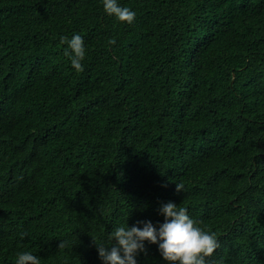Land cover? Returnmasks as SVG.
Masks as SVG:
<instances>
[{"label": "trees", "instance_id": "1", "mask_svg": "<svg viewBox=\"0 0 264 264\" xmlns=\"http://www.w3.org/2000/svg\"><path fill=\"white\" fill-rule=\"evenodd\" d=\"M119 3L132 24L0 0V264H102L93 238L169 200L216 234L210 264H264V0ZM137 264L168 262L146 244Z\"/></svg>", "mask_w": 264, "mask_h": 264}, {"label": "clouds", "instance_id": "2", "mask_svg": "<svg viewBox=\"0 0 264 264\" xmlns=\"http://www.w3.org/2000/svg\"><path fill=\"white\" fill-rule=\"evenodd\" d=\"M102 6L104 12L116 20L127 24L134 22L136 12L122 6L119 0H102ZM60 41L66 45L63 52L71 67L82 71L86 56L83 37L74 33L71 37L61 36ZM175 188L179 192L183 185L177 183ZM159 214L163 216L162 222L146 219L131 226L127 220L118 224L108 233L107 241L98 242L92 237L102 264H137V257L146 251V244H156L161 258L168 264H210L208 258L219 246L214 232L199 226L185 207L171 200L160 203ZM20 235L23 237L26 233ZM65 244L61 241L59 247ZM14 264H41V260L30 251H18Z\"/></svg>", "mask_w": 264, "mask_h": 264}]
</instances>
